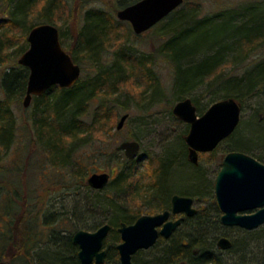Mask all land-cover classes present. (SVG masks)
I'll return each mask as SVG.
<instances>
[{"label": "trees", "instance_id": "trees-1", "mask_svg": "<svg viewBox=\"0 0 264 264\" xmlns=\"http://www.w3.org/2000/svg\"><path fill=\"white\" fill-rule=\"evenodd\" d=\"M59 1L5 0L2 2L0 5V14L3 15V18H0V62L4 64L8 60L6 53L10 48V43L22 40L21 45L17 46L14 51L15 57L20 56L28 48L26 36L29 30L39 22L26 24V18L37 13L43 20L40 23H51L50 16L57 8ZM135 1L137 0H117L115 10ZM185 1L183 4L188 6L184 7V9L189 8L187 11L175 9L172 12L176 11L174 13L175 25L181 24L182 29L171 34L158 49L159 54L173 68L172 96L174 100L189 97L196 109L201 110L198 97L193 91L202 86L207 87L205 90L207 93H213L212 87L220 89L217 92L220 95L212 96L210 104L226 97H233L240 103L243 97L264 95V56L248 61L241 75L229 76L225 73L228 66L234 62H241L250 52L264 45V0L251 3L242 11L229 10L202 18L197 17L199 14L197 3ZM114 20V15L100 9H91L84 13L83 25L78 35V45L67 51L75 63L80 59L79 57L97 63L98 49L107 47L112 40L119 38V33L111 30L109 26V22L112 23ZM205 25H208V28L203 34H198L197 29ZM220 25L223 27L218 32L215 28ZM8 27L19 31V36L15 31L12 33L13 30L9 32ZM59 34L61 37L60 31ZM226 51L233 54L228 60L225 58ZM115 56V62L111 68L121 69L120 73L107 68L98 71L90 79L79 77L71 87L61 88L54 85L42 95L32 97L37 138L46 148L48 157L53 162L55 161L54 163L67 162L75 143L81 139L80 135L89 137V135L101 133L104 130H107L109 134L112 133L114 112L110 103L120 95L125 86L130 84L142 88L141 84H143L144 88L150 80L152 87L155 86L156 82L149 68L152 58L149 56L137 58L133 54H126L122 49L115 51ZM28 74V69L20 65L17 60L5 66L0 73V88L3 94L0 98V152L2 148L7 149L12 142L16 127L12 106L23 101ZM141 78L143 79L140 80ZM152 94H149V97ZM94 98L98 101H96L92 117L89 122L84 121L83 116L88 114L90 101ZM263 111L264 104L255 107V113ZM262 130L257 127L258 138L251 144L254 145L259 140L264 142V130ZM235 138L231 143L233 148L230 151L238 149L237 151L251 152V148L248 147L251 144L241 145ZM183 142L180 157L184 159L185 165L195 168L193 183L189 186L187 183V188L171 190L166 177L174 174L173 168H170L168 159L164 162L161 160V164L158 165L159 170L151 169L154 182L151 199L156 198L157 204L151 206L150 212L168 209L170 197L174 193L197 198L207 188L202 172L196 168L197 165L186 160L185 142ZM115 150L100 153L106 164L113 161L119 162V157L114 159L118 155V150ZM120 158L123 164L114 176L113 184L122 192L126 191L128 185L132 188L127 199L141 196L142 194L134 186L136 180L131 184V181L138 177L134 168L135 160H128L123 154ZM258 158L264 160L261 156ZM111 171L113 172V169ZM13 183H16L17 188L13 190L12 196L17 199L19 198L17 194L19 186L17 181ZM179 185L183 184L179 182L176 185L177 188ZM3 186L0 182V196L6 194L7 200L2 212L8 217L12 215L13 218L7 225H15L16 230L11 227L10 229L0 227V259L5 258L14 262L18 257L26 256L29 258L27 264H80L77 258L78 247L72 243L71 233H65L63 228L54 227L47 232V238L44 239L46 230L44 228H50L51 225L64 218L49 211L41 215L38 214V210L35 213L30 210L29 215H24V217L18 215L17 208L12 204V198L7 197L9 194L6 191L3 192ZM86 187L94 192L93 200L90 202V212L110 211V216L101 220L97 216L90 217V221L83 222L79 229L95 230L101 224L109 223L111 228L103 241V247L106 250L104 264L112 262L119 264L116 249V241L120 239L118 227L121 223H133L137 217L142 215V212L132 210L127 202H121L114 195L105 192V187L101 190H93L88 185ZM220 215L221 212L216 203L206 208L202 206L197 208L196 214L193 217H186L170 238L159 237L157 239L154 245L162 244V247L147 264H178L180 262H185V264H264V225L254 230L237 227L240 235L231 240L232 246L226 250L235 258L232 257L229 260L223 258V252L216 246L217 238L225 235L226 230L220 222ZM19 222L20 228L16 226ZM62 232L63 234H60ZM142 251L139 250L132 256L133 264H141L138 256Z\"/></svg>", "mask_w": 264, "mask_h": 264}, {"label": "rangeland", "instance_id": "rangeland-1", "mask_svg": "<svg viewBox=\"0 0 264 264\" xmlns=\"http://www.w3.org/2000/svg\"><path fill=\"white\" fill-rule=\"evenodd\" d=\"M4 1L0 0V5ZM256 1L261 2L263 0H186L185 2L197 3L199 9L197 17L202 18L206 15L227 12L229 10L232 12L235 9L236 12L242 11L246 6ZM116 2L117 0H60L56 6L57 8H55V11L50 16L51 23L61 33V46L64 50L70 51L78 45V35L81 32L83 16L86 11L100 9L114 15L115 20L112 23L108 22L111 30L119 33V38L112 40V43L107 47L98 49L99 57L96 61L97 63L84 57L82 59L79 57L80 59H78L77 64L81 69V79H90L98 71L107 68L115 73L117 71L120 73L121 69L111 68L116 58L115 51H119L120 49L124 50L126 54H133L137 58L147 56L152 58V63L149 65V68L153 79H155V86L152 87L151 80L144 88L143 84H141L142 88L129 84L110 103V106H113L114 112L112 133L109 134L107 130H104L101 133L89 135V137H87L88 135L86 137L85 135H80L81 139L75 143L67 162L64 164L60 162L54 163L55 161L53 162L48 157L46 148H44V145L37 138L36 126L33 119V101H31L28 107H24L22 101L12 106V111L16 118V127L12 142L8 145L7 149L2 148L0 152V182L4 185L3 192L6 191L9 194L7 197L12 198V204L17 208L18 215H23L24 217V215H29L30 210L33 213L38 210V214L40 213L41 215L49 211L55 212L56 215L64 218L63 220L60 219L58 223L51 225L50 228H44V230L46 229L44 231V239L47 238V232L54 227L57 229L63 228L62 230L65 233L73 234L76 229L80 228L83 222L90 221V217L97 216L101 220L106 216H110V211L103 212L94 210L90 212V202L93 200L94 192L86 187V178L92 172H108L111 179L109 180L110 184L105 186V192L114 195L121 202H127L132 210L142 212L141 214H155L160 212V210H157V212L153 213L150 210L152 205L157 204L156 198L151 199L152 185L154 183L151 169L159 170L158 165L161 164V160L164 162L168 159L170 168H173V173L178 172L175 175H169L168 178L166 177L168 186L172 188L171 190L181 189L186 187L187 183L188 186L193 183V175L196 173V170L185 165V161L183 162L184 159L180 157V150H182L181 143L184 141V136L188 131L189 125L172 113V107L176 102L172 96L174 86L173 68L158 52L160 45L171 34L178 29H182L181 24L175 25L174 23V13L176 11L142 34H135L129 23L117 19L115 15ZM184 7L188 6L182 4L176 10H184L185 12L189 9H184ZM39 16L37 13L34 15L31 14L30 17L26 18V24L43 22ZM0 18H3L2 14H0ZM222 27L220 25L215 29L219 32ZM8 28L9 32L13 30L11 27ZM207 28L208 25L198 28L197 33L203 34ZM14 31L19 36V31L14 29L12 33ZM21 41L19 39L14 43H10V48L6 53L8 60L4 64L0 62V73L5 66L16 61L19 57V55L17 57L14 56V51L17 46L21 45ZM232 56L233 54L231 52L226 51V60ZM262 56H264V45L250 52L241 62H234L228 66L225 73L229 76L241 75L248 61ZM206 88V86H202L198 90L193 91L194 95L198 97V104L201 107V110L196 109L197 115L202 114L210 105V98L212 96L220 95L217 93L220 90L219 87H212L213 93H207L205 91ZM151 93L153 94L149 97ZM2 96L3 94L0 88V98ZM96 101H98L96 98L90 101L88 114L83 116L84 121H90ZM259 104H264V95L243 97V100L240 102V119L235 131L222 140L214 150L199 153L196 168L202 172L203 180L207 184V188L197 198L190 196L194 200L193 205L196 209L200 206L205 208L213 206V203H216L214 179L220 169L223 156L233 148L231 143L234 138L236 137L235 139L239 144L247 146L258 138L257 127L264 130V111L255 113V107ZM124 113H128V118L124 126L120 130H117L116 124L118 119ZM123 140H137L140 144L139 152L136 158H134V168L136 169V176L138 177L131 181L132 184L136 180L134 186L142 194L141 196H136L137 198L127 199L132 189L129 185L125 189L126 191L122 192L113 184V178L123 164L120 158L123 152L117 151L118 155L114 158L119 157V162L113 161L109 162V164H106L100 155L101 152L108 153L111 150H115L118 143ZM248 147L251 148V152H243L264 163V160L258 158V156L264 158L263 140H259L258 143L251 144ZM185 150L184 154L186 158V144ZM187 163L190 164L188 161ZM112 169L113 172L111 171ZM16 181L19 186V190L17 191L19 198L17 199L12 196L14 194L13 190L17 188L16 183H13ZM179 182L183 185H179L182 187L178 186L177 188L176 185ZM5 202H7L6 194H2L0 196V227L1 229L2 227L4 229L5 227L10 229L11 227V229L16 230L14 228L15 225L11 223V226L7 225L13 217L12 215L8 217L6 213L4 214L2 212ZM16 226L20 228V222ZM225 229V235L230 240L240 235L237 227H226ZM60 234H63V232ZM107 239L109 238L107 237ZM119 241H116V244ZM161 247L162 244H156L147 250H143L138 256L140 263L147 264L150 259L158 254ZM221 251L223 252V258L226 260L234 257L233 254L226 252V250ZM25 257H18L14 262L5 258L3 260L10 264H27L29 258ZM109 264H117V262Z\"/></svg>", "mask_w": 264, "mask_h": 264}, {"label": "water", "instance_id": "water-1", "mask_svg": "<svg viewBox=\"0 0 264 264\" xmlns=\"http://www.w3.org/2000/svg\"><path fill=\"white\" fill-rule=\"evenodd\" d=\"M184 0H137L116 11L118 20L128 21L135 34L150 29L167 17ZM28 48L17 62L28 71L26 91L22 104L28 107L33 96H40L56 85L68 88L80 77V66L60 43L59 30L51 23L34 25L26 36ZM241 106L233 97H226L211 103L197 115L196 107L187 97L175 102L172 113L189 124L184 141L187 145V160L198 164V155L214 150L217 145L233 133L240 119ZM128 118L122 114L116 124L120 130ZM140 149L137 140H123L116 150L122 151L128 160L136 158ZM106 171L92 172L86 182L95 190L103 189L109 182ZM214 195L221 212L220 222L226 227L254 230L264 225V163L242 151L227 152L214 180ZM171 209L155 214H142L131 224L121 223L118 227L120 241L116 244L119 264H133L132 256L139 250L151 248L159 237L169 238L185 217L196 214L194 200L190 196L173 194ZM183 214L175 219L170 216ZM111 226L103 223L93 231L78 229L72 236V243L78 247L80 264H104L106 250L103 241ZM220 250H228L232 242L226 235L216 240ZM0 264H9L0 259ZM178 264H185L180 262Z\"/></svg>", "mask_w": 264, "mask_h": 264}, {"label": "flooded vegetation", "instance_id": "flooded-vegetation-1", "mask_svg": "<svg viewBox=\"0 0 264 264\" xmlns=\"http://www.w3.org/2000/svg\"><path fill=\"white\" fill-rule=\"evenodd\" d=\"M115 15H116V12H115ZM120 21H122V20H120ZM124 22L129 23L128 21H124ZM129 24H130V23H129ZM130 26H131V25H130ZM142 33H143V32H142ZM142 33H141V34H142ZM59 38H60V34H59ZM187 124H188V123H187ZM188 125H189V124H188ZM188 128H189V127H188ZM184 142H185V141H184ZM185 144H186V143H185ZM186 147H187V145H186ZM186 155H187V154H186ZM186 157H187V156H186ZM191 164H192V163H191ZM193 165H194V164H193ZM195 165H198V164H195ZM220 167H221V166H220ZM218 171H219V170H218ZM86 179H87V178H86ZM110 179H111V176H110L109 180H110ZM214 180H215V179H214ZM108 183H109V182H108ZM174 194H175V193H174ZM172 195H173V194H172ZM172 195H171V196H172ZM170 199H171V197H170ZM216 204H217V203H216ZM168 209H169V210L171 209V201H170V207H169ZM164 210H165V209H164ZM196 210H197V209H196ZM196 212H197V211H196ZM182 215H183V214L176 215V216H170V219H175V218H177V217H179V216H182ZM192 217H193V216H192ZM185 218H186V217L184 216V219H185ZM184 219H183V221H184ZM183 221H182V222H183ZM182 222H181V224H182ZM181 224H180V225H181ZM180 225H179V226H180ZM179 226H178V227H179ZM178 227H177V228H178ZM173 233H174V232H173ZM169 238H170V237H169ZM164 239H165V238H164ZM167 239H168V238H167Z\"/></svg>", "mask_w": 264, "mask_h": 264}, {"label": "bare ground", "instance_id": "bare-ground-1", "mask_svg": "<svg viewBox=\"0 0 264 264\" xmlns=\"http://www.w3.org/2000/svg\"><path fill=\"white\" fill-rule=\"evenodd\" d=\"M88 185V184H87Z\"/></svg>", "mask_w": 264, "mask_h": 264}]
</instances>
